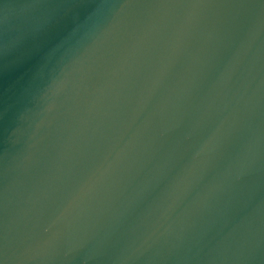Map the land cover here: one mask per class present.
Wrapping results in <instances>:
<instances>
[{"label":"water","instance_id":"1","mask_svg":"<svg viewBox=\"0 0 264 264\" xmlns=\"http://www.w3.org/2000/svg\"><path fill=\"white\" fill-rule=\"evenodd\" d=\"M0 264H264V0H0Z\"/></svg>","mask_w":264,"mask_h":264}]
</instances>
